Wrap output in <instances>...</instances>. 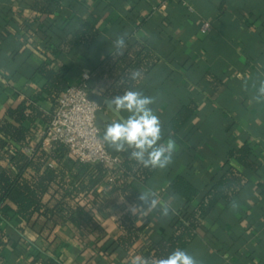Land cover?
<instances>
[{"label": "crops", "instance_id": "1", "mask_svg": "<svg viewBox=\"0 0 264 264\" xmlns=\"http://www.w3.org/2000/svg\"><path fill=\"white\" fill-rule=\"evenodd\" d=\"M34 1L0 0V124L9 109L32 99L46 85L37 67L47 61L50 17L34 11ZM62 1H71L72 6L64 5L51 17L58 21L62 37L84 22L93 24L101 34L93 51L77 50L60 56L61 62L72 66L71 85L81 83L84 74L92 76L93 69L112 53V41L127 32L126 38L153 48L160 57L155 76L139 90L155 98L153 107L162 124L171 121L185 101L198 103L199 111L184 137H177L172 177L188 175L207 186L228 163L231 150L252 147L253 158L260 164L258 172L229 160V165L248 181L237 201L239 207L221 206L220 213L205 223L189 252L203 264H264V104L255 103L251 92L242 86L244 81L251 82L264 74V0ZM204 73L224 77L226 88L219 98H214L203 81ZM42 107L48 112L52 108L46 102ZM103 112L111 120L128 115L121 113L117 117L108 107ZM34 130L36 140L30 145L33 148L42 140L47 125L39 122ZM51 148L45 142L46 152ZM110 150L117 155L124 153ZM170 183L160 174L153 188L174 211L168 217L154 211L140 218V223L151 221L144 234L153 239L168 231L169 219L182 206L181 200L169 191ZM106 191L107 186L99 189L100 194ZM90 209L108 237L117 239L122 235L120 223L129 211L128 204L124 208H103L97 201L91 203ZM0 228L12 239L2 253L5 264H32L31 258L15 254L16 249L23 251L31 244L41 246L62 264H96V236L89 229L85 240L71 228L59 229L57 241L48 245L18 217L11 222L0 218ZM142 244L143 241L138 246ZM131 259L115 255L107 261L130 264Z\"/></svg>", "mask_w": 264, "mask_h": 264}, {"label": "trees", "instance_id": "2", "mask_svg": "<svg viewBox=\"0 0 264 264\" xmlns=\"http://www.w3.org/2000/svg\"><path fill=\"white\" fill-rule=\"evenodd\" d=\"M67 4L72 6L71 1L64 3L62 0H35L32 5L34 11L50 17L46 31L47 61L37 67V73L45 79L46 85L32 99L9 109L7 118L0 124V218L6 222L16 217L22 219L48 245L57 241L59 229L71 228L84 240L89 229L96 236V264H109L107 260L115 255L123 259L135 255L159 258L166 257L176 248L189 251L204 230L205 223L220 213L221 206L231 209V201H238L246 190V177L230 166L229 160H235L253 172L260 170L251 146L231 150L227 154L228 163L207 186L196 183L188 175L172 177L171 165L165 170L143 168L130 160L128 153L117 155L109 147L111 154L122 159L121 167L112 173L114 183L108 182L109 171L104 165L79 162L62 144L53 143L51 151L46 152V137L36 143L32 156L24 151L36 140L34 129L39 122L49 127L61 96L71 86L69 75L72 66L61 62L60 56L71 55L77 50L91 52L99 43L100 31L89 22L62 37L58 21L51 17ZM126 42L123 56L109 53L93 69L91 93L102 97L115 96L128 88L140 89L143 83L155 76L160 64L156 51L130 38H126ZM133 69L141 71L138 81L130 79ZM202 79L208 83L216 99L226 88L221 75L204 73ZM44 102L50 103L52 108L49 112L43 109ZM198 111L197 102L185 101L171 121L162 124L164 138L171 137L177 142V137H184ZM160 174L164 180H170L169 191L182 203L178 214L169 219L168 231L153 239V236L144 234L151 221L140 223L142 213L128 211L120 223L122 235L117 239L108 237L90 209L91 203L99 201L103 208H124L127 204L139 203V191L154 187ZM102 186H107L104 194L99 193ZM120 201L125 204L120 205ZM195 201H198L197 205ZM141 241L142 246H138ZM11 243V237L0 228V264H5L2 253ZM15 254L31 258L32 264H62L37 244L26 246L23 251L18 248Z\"/></svg>", "mask_w": 264, "mask_h": 264}, {"label": "clouds", "instance_id": "3", "mask_svg": "<svg viewBox=\"0 0 264 264\" xmlns=\"http://www.w3.org/2000/svg\"><path fill=\"white\" fill-rule=\"evenodd\" d=\"M125 32L112 41V54L123 56L127 48ZM141 77L140 69L130 72V79L138 81ZM243 88L250 91L252 100L257 104H264V74L255 79L244 81ZM106 104L113 113L120 117L127 113L126 118H117L104 125L102 141L115 152H126L128 158L138 165L149 170H165L174 160L178 145L171 137L165 139L162 121L153 105L156 100L142 90L132 87L122 94L104 97ZM139 203L129 205V211L136 214L138 211L148 215L158 211L161 217H168L174 209L169 203L162 200L157 189L145 187L139 191ZM232 209L239 207L236 200L230 203ZM130 264H203L196 255L181 248H176L166 257L148 258L141 255L132 257Z\"/></svg>", "mask_w": 264, "mask_h": 264}, {"label": "built area", "instance_id": "4", "mask_svg": "<svg viewBox=\"0 0 264 264\" xmlns=\"http://www.w3.org/2000/svg\"><path fill=\"white\" fill-rule=\"evenodd\" d=\"M91 75L84 74L81 83L71 85L61 96L53 120L43 133L50 144L66 146L71 156L85 164H102L109 171L108 182L114 183L113 171L122 159L110 153L102 141L103 130L97 125L99 107L89 100ZM32 156L34 148L24 149Z\"/></svg>", "mask_w": 264, "mask_h": 264}, {"label": "water", "instance_id": "5", "mask_svg": "<svg viewBox=\"0 0 264 264\" xmlns=\"http://www.w3.org/2000/svg\"><path fill=\"white\" fill-rule=\"evenodd\" d=\"M89 100L93 103H96L99 107V110L96 113V118H97V125L100 128H104V125L111 121L110 117L105 115L103 112L104 107H108L106 104L103 103L104 97L96 94V93H91L89 95ZM109 108V107H108ZM111 110V109H110Z\"/></svg>", "mask_w": 264, "mask_h": 264}]
</instances>
